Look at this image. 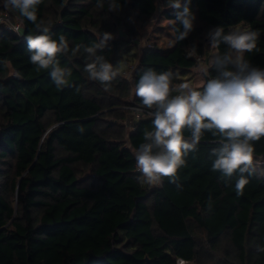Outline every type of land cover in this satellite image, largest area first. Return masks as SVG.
<instances>
[{"label":"trees","instance_id":"1","mask_svg":"<svg viewBox=\"0 0 264 264\" xmlns=\"http://www.w3.org/2000/svg\"><path fill=\"white\" fill-rule=\"evenodd\" d=\"M159 1L162 15L175 20L168 0H43L37 22L51 21L52 38L69 42V53L58 57L71 69L69 84L57 88L50 70L37 71L30 61L25 36L40 34L34 23L0 0V17L21 24L16 32L0 21V264H264V138L254 142L260 163L243 174L249 183L241 196L240 173L226 178L212 170L219 138L210 132L184 157L176 183L163 178L150 186L137 179L133 150L153 130V118L136 119L129 108H144L135 85L148 68L183 81L207 54L204 39L216 27L258 30L257 48L244 58L264 68V0H191L189 35L167 52L133 54L131 74L122 70L107 91L88 78L83 49L71 54L108 32L114 38L98 54L114 66L129 61L131 41L119 32L125 11L145 20ZM215 75L209 67L206 80ZM130 116L136 122L128 131ZM223 241L225 256L215 260Z\"/></svg>","mask_w":264,"mask_h":264},{"label":"clouds","instance_id":"2","mask_svg":"<svg viewBox=\"0 0 264 264\" xmlns=\"http://www.w3.org/2000/svg\"><path fill=\"white\" fill-rule=\"evenodd\" d=\"M43 0H4V7L18 11L34 23L38 35L25 36L30 61L39 70H50L49 75L57 88L69 84L71 69L60 66L58 57L69 53V42L64 35L58 40L49 34L51 21L40 19L37 22V8ZM191 0H168V6L176 10V19L171 28L175 33L174 41L184 40L193 30L195 15L190 8ZM112 10L118 5L111 3ZM179 24V26H177ZM258 30L234 27L227 33L224 27L210 31L211 47L221 44L228 51L216 54L209 66L203 68L207 76L208 68L215 72L214 78L198 82L173 83L171 71L157 73L148 68L135 85V95L142 106L149 110L153 130L145 131L144 143L134 149L136 168L142 174L138 177L141 184L159 186L163 178L176 183L178 172L186 161L184 157L195 151L205 132L218 137L219 147L212 149L215 157L212 170L220 171L226 178L240 173L235 182L237 196L243 195L249 183L244 173L253 174L254 142L264 138V68L254 67L244 58L245 53L257 48ZM114 37L104 32L98 43L91 46L77 44L71 49L73 56L83 49L89 62L84 66L88 78L98 81L109 90L111 82L124 68L122 62L114 66L107 61L102 52L108 41ZM195 51V47L192 48ZM10 67L8 61L2 62ZM17 77L21 73H14ZM185 131L190 135L185 136ZM178 187L180 185H177ZM264 251V248H260ZM178 264H186L179 260Z\"/></svg>","mask_w":264,"mask_h":264},{"label":"rangeland","instance_id":"3","mask_svg":"<svg viewBox=\"0 0 264 264\" xmlns=\"http://www.w3.org/2000/svg\"><path fill=\"white\" fill-rule=\"evenodd\" d=\"M164 8L165 7L161 3V1H159L157 12L153 16L145 20L139 19L135 11H130V10L125 11V22L121 28L123 30H119V32L124 31L126 34L125 39L129 41L132 38L135 39L137 38V39L135 40V43L130 42L132 45V49L130 52H127L126 55V57L129 58V61L127 60L126 62L124 60L122 62L124 64V68H123L124 71L130 70L131 67L132 70L134 69L135 64L132 59L133 54L139 55L142 54L143 51H147L148 54H153L154 52L164 53L171 50L175 46L176 43L174 41L175 33L171 28V24L173 20L166 19L162 15V10ZM6 15L7 14H5V16ZM1 19L2 18L0 17V21ZM9 19L11 20V18ZM239 27L243 28V26H239ZM119 32H117L116 34L117 37L120 36ZM204 42L206 45L205 47L208 49L207 54L204 55V57H202L200 64L196 68L192 69L190 73L186 74L183 77L182 79L183 81L181 82L190 81L193 83L194 86H196L198 82H203L206 80V75L203 72V68L209 66L211 59L213 58L214 55L218 53V50L217 48L214 49L211 47V43L209 39H204ZM132 118L133 116H130V120H128V123L126 125L128 131L130 130V128H132V125L136 122ZM226 248H227V244L223 241L222 244L220 245V248H218V250L213 253L214 254L213 259L222 260V258H224L225 256ZM209 261L204 260V263H209ZM210 263H213V261H210ZM186 264H196V263L186 262Z\"/></svg>","mask_w":264,"mask_h":264},{"label":"built area","instance_id":"4","mask_svg":"<svg viewBox=\"0 0 264 264\" xmlns=\"http://www.w3.org/2000/svg\"><path fill=\"white\" fill-rule=\"evenodd\" d=\"M1 22H3V23H5V25L7 26V28L8 29H11V30H14V31H16V32H20V28H21V24L20 23H13L9 18H8V16H5V15H3V16H1ZM137 39V38H136ZM135 38H132V39H130V41L131 42H134L135 43V40H136ZM132 68V67H131ZM130 68V70H128V71H124V74L125 75H127V76H129L130 74H131V72H132V69ZM129 108L130 109H132V110H134V111H136L135 112V114H134V116L136 117V119H139L140 118V116H141V114H143V113H146V114H148L151 110H148V109H145V108H142V107H139V106H129ZM254 163H260V162H258V161H256V160H254ZM136 170L138 171V169L136 168ZM139 172V171H138ZM179 260H183V261H185V262H188V261H186V260H184V259H178V261Z\"/></svg>","mask_w":264,"mask_h":264}]
</instances>
